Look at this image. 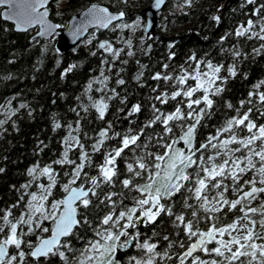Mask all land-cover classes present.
<instances>
[{
	"label": "snow or ice",
	"instance_id": "snow-or-ice-1",
	"mask_svg": "<svg viewBox=\"0 0 264 264\" xmlns=\"http://www.w3.org/2000/svg\"><path fill=\"white\" fill-rule=\"evenodd\" d=\"M119 2L127 4L128 0ZM192 3L193 0H183L185 7ZM245 3L255 5L256 0ZM48 4L49 0H0V16L5 22H14L17 31L27 32L39 26L37 37H58L57 30L62 25L48 19ZM164 4L165 0H154L156 8ZM113 6L115 0L109 6L93 3L71 32L74 39H79L89 28L119 31L124 46L117 48L110 40L98 42L97 49L112 59H102L99 74L91 77L81 96L76 97L79 103L71 109L77 116L75 123L62 124L53 115V130L67 129L61 140L60 156L49 164L41 166L38 162L31 166L27 172L31 179L21 186L24 191L17 202L0 208V264H50L53 257H59L63 264H121L119 253L129 250L133 254H128L126 264H164L173 260L178 264H264V123L253 118V112L264 117V91H260L264 80L254 85L248 99L239 101V107L228 102L227 109L235 114H225L219 126H213L214 131L198 142V133L215 114V97L225 91L228 79L237 76L238 62L242 56L247 58V53L236 45L222 47L221 52H227L233 60L226 69L223 62L198 60L195 54L188 58L192 63L186 62L187 67L173 66L171 72L165 63L163 71L151 76L157 84L151 88L155 95L149 97L153 101L150 117L138 129L131 127L135 120L130 119L126 131H116L105 117L110 102L119 93L108 85L116 61L128 63L127 59H120L121 54L136 55L131 36L141 29L142 22L139 18L125 22L126 13L113 12ZM251 15L256 19L239 24L234 36L264 42V2ZM212 19L220 22L219 16ZM124 32L130 36L124 37ZM229 35L233 33L222 36L220 43ZM37 37H33L34 43H39ZM150 49L148 45L140 50ZM252 52L264 53V43ZM174 56L170 53L169 60ZM76 67L71 64L62 75ZM146 67L142 65L134 77L137 82L142 80ZM123 71H116L118 86L126 83L120 76ZM222 71L228 75H221ZM93 91L101 93L99 98L93 96ZM126 100L123 97L120 102L125 104ZM170 102H175L171 110L157 106ZM18 110L10 106L4 110L0 135L6 131L3 125ZM90 110L107 125L95 136L82 129V121ZM141 112L138 102L125 118ZM158 125L161 132H155ZM147 129H153L152 134ZM110 141L117 143L109 144ZM150 146L157 151H151ZM96 154L102 162H94ZM118 161H123V169ZM33 185L36 190L29 191ZM58 187L64 194L61 198L54 196ZM178 203L180 210L176 211ZM229 214L231 220L227 219ZM165 216L180 231L175 232L176 239L163 235L161 239L167 245L158 250L159 240L153 239L156 231L147 236L140 227L162 223ZM181 234L187 244L179 239ZM174 247L183 251L173 253Z\"/></svg>",
	"mask_w": 264,
	"mask_h": 264
},
{
	"label": "trees",
	"instance_id": "trees-1",
	"mask_svg": "<svg viewBox=\"0 0 264 264\" xmlns=\"http://www.w3.org/2000/svg\"><path fill=\"white\" fill-rule=\"evenodd\" d=\"M227 0H193L191 7L183 6V0H167L165 7L159 13V25L156 31L151 35H146L144 25L147 15L145 8L152 0H128L127 4L115 0V6L112 10H123L132 17L126 18L125 22H133L139 18L142 22L140 30H137L131 38L133 39L136 55L127 57L121 54V60L127 59L126 65L116 61L112 70V79L109 82V88H115L119 96L110 102L109 111L105 121H111L116 131H126L129 127V120H135L131 127L139 128L150 117V106L153 103L149 99L155 93L151 88L157 84V81L151 79L156 72L163 71V64H169L168 71L171 72L173 66L179 69L180 65L188 66V58L195 54L197 59L212 60L214 63L223 62L225 69L233 62L232 57L227 52H221V48H231L236 45L242 52L247 53V58L242 56L237 65L238 74L235 78L228 79L224 85L225 91L218 97H215L217 107L215 114L208 121V126L198 133V142L209 132L214 131L213 126H219L224 115L232 116L235 112L227 109L226 104L232 103L239 107V101L248 99V93L254 91V85L264 80V53L254 55L252 49L258 48L261 41L247 40L246 38H236L234 31L241 23H246L252 16L253 9L264 2L256 0L255 5H247L245 0H232L226 4ZM92 3H102L107 6L113 4V0H54L49 6L52 20L66 27L70 18L82 11ZM213 16H219L220 22L212 19ZM7 29V31H5ZM35 31L17 32L11 23L5 22L0 17V119H5L1 108L8 102L13 109H19L16 115L3 125L6 131L0 135V208H7L15 204L23 193L22 185L31 179L28 175V169L40 163L41 166L51 163L57 159L61 152V140L66 135L67 129L61 128L53 130V115L60 120L62 124L68 122L75 123L77 116L71 111L77 107V96H81L85 85L91 77L99 74L101 61L104 58L111 60L109 54L103 53V50L97 49L99 41L110 40L114 46L119 48L124 45L120 43L122 39L119 31L110 30L97 32L92 39V43L82 42L67 52H62L57 46V37L49 40L38 39L39 43L31 41ZM228 33V39L220 43L222 36ZM124 37L130 36V33L124 32ZM143 37V42L141 41ZM151 45L150 51H141V48L147 49ZM59 49V52L56 49ZM47 49V50H45ZM127 48H125V52ZM92 52H96L93 56ZM170 53H174L173 59L169 60ZM139 61V64L136 61ZM188 62V63H186ZM71 64L77 67L67 75H62L65 69ZM143 69L144 76L140 82L134 77ZM123 68L120 76L125 79L124 85H116L118 78L116 71ZM221 75H228L222 71ZM163 84V82H160ZM140 84H144L141 87ZM96 86L94 85V88ZM260 91H264V86ZM93 96L99 98L101 93L93 91ZM126 97V103L120 102L121 98ZM255 101V98H253ZM142 105V112L138 116L125 118L128 110L136 103ZM26 104L27 108H19V105ZM175 102L169 105H157L164 109L171 110ZM248 106H245V110ZM123 109V111H118ZM83 116L84 114L81 113ZM253 118L257 123H264V117H258L253 112ZM105 121L97 119L94 110H90L87 117L82 121L83 132L89 136H95V133L102 127H106ZM13 122H15L13 124ZM162 128L158 125L155 132H161ZM148 134H152L153 129H147ZM143 139V137H142ZM43 142V144H41ZM91 141H89L90 143ZM116 141H110L109 144H116ZM47 145L41 152L40 148ZM183 147V145H179ZM151 151H157L150 146ZM162 151V150H161ZM139 154V152L137 153ZM131 154H129V157ZM94 162H102L99 154L94 156ZM120 168L123 169V161H118ZM59 171H63L59 166L54 165ZM93 175L95 172L92 173ZM119 189V185H117ZM35 185L29 191H34ZM64 194L59 191V187L54 193L55 198H61ZM28 199L25 196V201ZM23 202L21 203V208ZM176 211L180 210L179 203ZM16 214L19 209L14 210ZM163 222L144 227L141 225V233L152 236L153 231L157 233L154 240H159V249L163 250L167 241H163V235H169L176 239V231L168 217H162ZM204 228L205 225L201 224ZM90 234V233H89ZM179 239L186 238L181 234ZM79 246V245H77ZM131 251V250H129ZM172 252L183 251L174 247ZM128 254L119 253L118 259L121 264H126ZM50 264H63L59 257L51 258Z\"/></svg>",
	"mask_w": 264,
	"mask_h": 264
},
{
	"label": "water",
	"instance_id": "water-1",
	"mask_svg": "<svg viewBox=\"0 0 264 264\" xmlns=\"http://www.w3.org/2000/svg\"><path fill=\"white\" fill-rule=\"evenodd\" d=\"M54 0H49V4H48V8L49 6L51 5V3L53 2ZM232 0H227L226 1V4L228 2H231ZM167 0H165V4H166ZM93 4V3H92ZM90 4L89 6H87L86 8H84L82 11H80L79 13L73 15L70 20L68 21V24L66 25V27L64 28H61V29H58L57 31L60 33V35L57 37V46L58 48L60 49V51L62 52H67L69 51L70 49H73L75 48L76 46H78L80 43L84 42V40L90 35L91 32L93 31H96V32H104V31H107L108 29H100L99 31H97L95 28H89L87 32H85L79 39H74L71 35V32L74 28V26H78L79 25V22L81 20L84 19L83 17V13L92 5ZM102 6H107L105 4H102V3H98ZM165 4L162 5L161 7L159 8H156L154 6V0H152V2L145 8V13L147 15V18H146V22H145V26H144V29H145V33L146 35H151L153 34L158 25H159V13L163 10V8L165 7ZM112 10V9H110ZM3 9L0 8V12H2ZM113 12H117L118 10H112ZM125 12V11H124ZM126 13V12H125ZM1 19L3 20L2 16H0ZM128 17H132V14H127L126 13V16L124 18V20ZM48 19L50 21H52V23H55V24H59L57 22H55L54 20H52L51 16H50V9H49V17ZM8 23H11L14 27V22H11V21H7ZM115 23H120V21H117ZM61 25V24H60ZM150 25V27H149ZM14 30H15V27H14ZM34 34L32 35L31 37V41L33 42V37H37V32L40 30L39 26H35L34 28L32 29H29V31H34ZM17 31V30H15ZM17 32H21V31H17ZM28 32V31H27ZM37 39H44V40H49L51 38H40V37H37Z\"/></svg>",
	"mask_w": 264,
	"mask_h": 264
},
{
	"label": "rangeland",
	"instance_id": "rangeland-1",
	"mask_svg": "<svg viewBox=\"0 0 264 264\" xmlns=\"http://www.w3.org/2000/svg\"><path fill=\"white\" fill-rule=\"evenodd\" d=\"M145 26V25H144ZM35 31V30H34ZM96 31H93V32H91L90 33V35L84 40L85 42H88V40H90L93 36H95L96 35ZM9 103H10V101H8L2 108H1V111L2 112H4V110L6 109V108H8L9 107ZM13 109V108H12Z\"/></svg>",
	"mask_w": 264,
	"mask_h": 264
},
{
	"label": "flooded vegetation",
	"instance_id": "flooded-vegetation-1",
	"mask_svg": "<svg viewBox=\"0 0 264 264\" xmlns=\"http://www.w3.org/2000/svg\"><path fill=\"white\" fill-rule=\"evenodd\" d=\"M237 214H238V213H237ZM227 219H228V220H231V219H232V214H229V216L227 217ZM149 226H152V225H149ZM149 226H147V227H149ZM205 227H206V225H205ZM179 252H182V251H179ZM124 253H125V252H124ZM173 253H178V251H177V252H173ZM125 254H133V253H132V251H129L128 253H125ZM164 264H178V262L175 261V260H173V261H171V262H169V261H165Z\"/></svg>",
	"mask_w": 264,
	"mask_h": 264
}]
</instances>
